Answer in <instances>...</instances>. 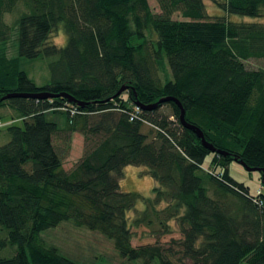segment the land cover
Here are the masks:
<instances>
[{
	"label": "trees",
	"instance_id": "trees-1",
	"mask_svg": "<svg viewBox=\"0 0 264 264\" xmlns=\"http://www.w3.org/2000/svg\"><path fill=\"white\" fill-rule=\"evenodd\" d=\"M205 1L227 17L264 19V0H156L158 13L147 0H0V108L22 122L5 126L0 145V264H77L40 237L64 222L100 234L128 262L264 264V173L252 195L227 168L241 162L264 170V67H247L264 61V25L210 20ZM60 29L65 46L48 45ZM13 35L17 57L8 58ZM41 57L54 60L50 82L37 86L19 59ZM161 57L169 73L163 83L155 75ZM13 93L68 94L84 106L2 100ZM164 98L176 100L186 123L226 155L211 153L180 125L174 102L136 107ZM67 109L85 114L77 120L86 151L70 171L62 168L64 147L55 145L63 131L45 120L49 111L70 116ZM210 155L209 166L220 170L214 175L202 171ZM129 166L156 182L151 197L120 191ZM138 202L144 209L131 217ZM172 220L180 241L131 246V228L167 235Z\"/></svg>",
	"mask_w": 264,
	"mask_h": 264
},
{
	"label": "rangeland",
	"instance_id": "rangeland-1",
	"mask_svg": "<svg viewBox=\"0 0 264 264\" xmlns=\"http://www.w3.org/2000/svg\"><path fill=\"white\" fill-rule=\"evenodd\" d=\"M150 10L153 13H158V5L156 0H147ZM206 12L210 16V20L214 18H224L234 23H260L264 25V19H251L239 16L227 17L222 11L213 6L210 2L205 1ZM173 19L181 20L178 14H174ZM14 17L8 15L5 17L7 24H11ZM152 43H155V36L149 38ZM66 44L65 34L62 29L53 33L48 45L64 47ZM2 47V46H1ZM8 58L17 57V41L15 35L11 37L5 45ZM53 58L41 57L34 60L19 59V69L23 71L27 77L37 86H44L50 82V73L48 65ZM163 57L160 58L158 68L155 71L156 77L161 83L168 79V67ZM250 69L264 67V61L253 60L247 64ZM122 99H127V94L123 93ZM159 113L168 116L170 111L167 107L159 110ZM85 115V114H83ZM83 115L68 116L66 112L58 110L57 112H47L45 120L53 122L57 125L60 132L55 141V145L63 146L60 155L62 158V168L65 171H70L86 151L84 136L81 132V123L77 119L84 117ZM73 116V117H72ZM173 119V118H169ZM0 120L6 125L22 126V122L18 119V114L10 109L0 108ZM71 124V125H69ZM5 126L0 129V145L7 142L8 138L4 135ZM144 133L149 134L151 128L144 125ZM212 156H208L203 165L202 171L212 170L210 165ZM229 176L237 183L243 184L248 188L249 193L254 195L257 190L261 189L258 172H247L239 164L232 162L228 165ZM215 173L219 172L218 168L213 169ZM146 169L140 167H126L123 169V178L119 182L120 191L123 193H136L142 198L152 196V190L157 187L156 182L145 174ZM144 209L143 203L138 202L135 210L130 212V216L134 217L137 212ZM136 211V212H135ZM170 233L167 235H154L152 229L145 226L131 228L132 239L131 246L138 247L143 245L158 244L162 247L169 246L171 241H180L182 239L179 227L175 221L169 222ZM156 228V226H154ZM41 239L47 246L55 247L59 253L75 261L77 264H141V262H128L121 258L114 250L110 241L106 240L96 232H90L84 228H75L70 222L61 223L54 229L48 230L40 235ZM10 251L6 250L1 255H9ZM1 257V256H0ZM4 257V256H2ZM153 264H157L156 262Z\"/></svg>",
	"mask_w": 264,
	"mask_h": 264
},
{
	"label": "water",
	"instance_id": "water-1",
	"mask_svg": "<svg viewBox=\"0 0 264 264\" xmlns=\"http://www.w3.org/2000/svg\"><path fill=\"white\" fill-rule=\"evenodd\" d=\"M125 90H126V87L125 86L121 87L118 90V92L116 93V95L117 96L120 95ZM9 98H26V99H35V100H45V99H52V98H63L65 100H67V102L70 103V104H74V105H76L78 107H83L84 106V103L79 102V101H76L72 96H70L68 94H58V95L35 94V95H29V94H17V93H13V94H9V95L5 96L2 100H7ZM168 101L174 102L177 105V107L179 108L180 115H179V118L178 119H179L180 125L183 128H185V129L191 131L192 133H194L195 136L197 137V139L200 140V142H201V144L203 145L204 148H206L211 153H216V154H220V155H223V156L226 155L222 151L216 150L212 145L208 144L204 140V136H203L202 132L199 129H197L194 126L189 125L188 123H186V121L184 119V111L182 110L180 104L176 100H174L172 98H164V99L158 100L156 103H154L153 105H150V106H142V105L136 104V107H138L141 110H153V109H156V107L159 104H162V103H165V102H168ZM238 164L241 167H243L247 172H259V173H262V174L264 173V170H262V169L247 168L241 162H238Z\"/></svg>",
	"mask_w": 264,
	"mask_h": 264
},
{
	"label": "bare ground",
	"instance_id": "bare-ground-1",
	"mask_svg": "<svg viewBox=\"0 0 264 264\" xmlns=\"http://www.w3.org/2000/svg\"><path fill=\"white\" fill-rule=\"evenodd\" d=\"M129 115V119H134L135 117H137L138 116V114H135V113H129L128 114ZM5 126V125H4ZM81 159V158H80ZM211 169L212 170H207V171H205V173H208V174H212V175H214L215 174V172L213 171V168L211 167ZM259 173V172H258Z\"/></svg>",
	"mask_w": 264,
	"mask_h": 264
},
{
	"label": "built area",
	"instance_id": "built-area-1",
	"mask_svg": "<svg viewBox=\"0 0 264 264\" xmlns=\"http://www.w3.org/2000/svg\"><path fill=\"white\" fill-rule=\"evenodd\" d=\"M68 110V109H67ZM69 111V115L71 116V115H75L77 112L75 111V109H70V110H68ZM137 112H138V110L137 109H135V114H137ZM3 126H4V124L0 121V129L1 128H3Z\"/></svg>",
	"mask_w": 264,
	"mask_h": 264
}]
</instances>
